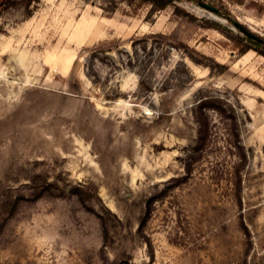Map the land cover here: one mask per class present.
<instances>
[{
  "label": "rangeland",
  "instance_id": "obj_1",
  "mask_svg": "<svg viewBox=\"0 0 264 264\" xmlns=\"http://www.w3.org/2000/svg\"><path fill=\"white\" fill-rule=\"evenodd\" d=\"M4 3L0 264H264V0Z\"/></svg>",
  "mask_w": 264,
  "mask_h": 264
},
{
  "label": "water",
  "instance_id": "obj_2",
  "mask_svg": "<svg viewBox=\"0 0 264 264\" xmlns=\"http://www.w3.org/2000/svg\"><path fill=\"white\" fill-rule=\"evenodd\" d=\"M200 4H201L203 7L207 8V9H209V10H212V11H218L217 7L211 5V4L207 3V2L200 1ZM235 24H237L239 27H241L237 22H235ZM241 28H242V27H241ZM242 29H243V31H244L247 35H249V36L255 38V39L258 40V41H262L261 38H259L258 36H255L253 33L249 32L248 30H245L244 28H242Z\"/></svg>",
  "mask_w": 264,
  "mask_h": 264
},
{
  "label": "trees",
  "instance_id": "obj_3",
  "mask_svg": "<svg viewBox=\"0 0 264 264\" xmlns=\"http://www.w3.org/2000/svg\"><path fill=\"white\" fill-rule=\"evenodd\" d=\"M7 0H0V8H1V5H4ZM0 12H1V9H0ZM251 38V37H250Z\"/></svg>",
  "mask_w": 264,
  "mask_h": 264
},
{
  "label": "flooded vegetation",
  "instance_id": "obj_4",
  "mask_svg": "<svg viewBox=\"0 0 264 264\" xmlns=\"http://www.w3.org/2000/svg\"><path fill=\"white\" fill-rule=\"evenodd\" d=\"M220 12V10H218ZM237 27H239L237 24H235ZM261 43H264V41H260Z\"/></svg>",
  "mask_w": 264,
  "mask_h": 264
}]
</instances>
